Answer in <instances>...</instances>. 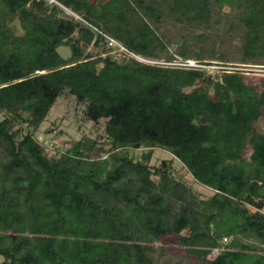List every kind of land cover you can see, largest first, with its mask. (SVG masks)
Listing matches in <instances>:
<instances>
[{"label":"trees","instance_id":"16d2710c","mask_svg":"<svg viewBox=\"0 0 264 264\" xmlns=\"http://www.w3.org/2000/svg\"><path fill=\"white\" fill-rule=\"evenodd\" d=\"M54 1L0 0L1 264H154L153 244L172 235L203 264H264V83L222 53L185 48L181 58L222 68L184 70L106 38L170 62L163 17L208 28L213 6L227 8L251 64L264 60V0ZM66 92L105 121V141L47 156L34 134ZM155 149L214 194L200 199L171 160L150 166Z\"/></svg>","mask_w":264,"mask_h":264},{"label":"rangeland","instance_id":"374dc122","mask_svg":"<svg viewBox=\"0 0 264 264\" xmlns=\"http://www.w3.org/2000/svg\"><path fill=\"white\" fill-rule=\"evenodd\" d=\"M212 15L213 18L208 28L187 23H175L170 18L163 17L162 23L158 26V33L165 38L168 44V54L172 55L174 59L181 58L178 52L189 48V50L195 53H200L207 60L213 54L217 56L222 53L229 63L246 71L248 74L247 78L252 79L257 84L264 83V60H258L251 64H242L240 61L244 28L241 27L239 22L235 21L233 13L227 8L223 11H218L213 6ZM11 27L16 34L21 35L23 33L17 21L13 22ZM200 34L205 36V39L202 41L198 39ZM102 51V47H90L86 52L95 55L102 54ZM58 52L65 59L70 57L71 54L70 50L65 47L59 48ZM112 54L117 59L122 57L119 51ZM160 54L163 59L155 61L164 62L166 53ZM211 66L212 68L208 69L210 71L219 69L214 67H221L219 65ZM84 112V106L79 104L67 92L56 101L46 120L34 134L37 140L45 146L47 156H57L83 138L96 140L99 144L105 141V121L101 120L98 123L88 121ZM1 119L2 115L0 114ZM256 128L264 135V118L257 121ZM146 152L147 150L145 149H139L132 151L130 155L138 159ZM163 160H171V170L200 199H206L214 194L212 190L195 183L183 165L165 151L153 150L150 166L158 167ZM229 241L230 239L223 240V244L226 245ZM150 255L153 258L154 264H203L192 255L187 254L184 251V247L177 243V238L174 235L165 236L159 242L154 243ZM216 255V252H212L207 258L212 260ZM2 260L0 257V264Z\"/></svg>","mask_w":264,"mask_h":264},{"label":"built area","instance_id":"2783aa9c","mask_svg":"<svg viewBox=\"0 0 264 264\" xmlns=\"http://www.w3.org/2000/svg\"><path fill=\"white\" fill-rule=\"evenodd\" d=\"M50 3H56L54 0H49ZM107 40L109 41V44L111 46H116L118 47L121 51L128 53L129 55L135 57L136 59H138L139 61L143 62V63H147V64H156V65H160V66H164V67H170V68H180V69H184V70H201V69H209L212 68V66H206L203 65L193 59H183V58H177L174 59L173 61L170 62H157V61H153V60H149V59H144L141 58L139 56L134 55L133 53L129 52L127 49H125L124 47H122L120 44H118L115 40L106 37ZM214 68H222V67H214ZM224 241H226V239H224ZM213 253L216 252L218 254V249H215L212 251Z\"/></svg>","mask_w":264,"mask_h":264}]
</instances>
